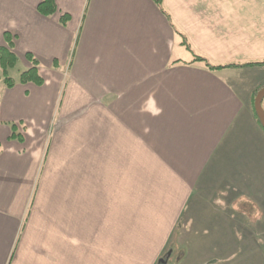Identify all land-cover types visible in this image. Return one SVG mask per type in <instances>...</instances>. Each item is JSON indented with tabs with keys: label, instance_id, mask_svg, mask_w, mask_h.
I'll use <instances>...</instances> for the list:
<instances>
[{
	"label": "crops",
	"instance_id": "crops-1",
	"mask_svg": "<svg viewBox=\"0 0 264 264\" xmlns=\"http://www.w3.org/2000/svg\"><path fill=\"white\" fill-rule=\"evenodd\" d=\"M41 1L0 0L15 79L31 55L43 80L1 97L0 264L215 256L202 230L264 207V64L196 57L264 61V0Z\"/></svg>",
	"mask_w": 264,
	"mask_h": 264
},
{
	"label": "rangeland",
	"instance_id": "rangeland-1",
	"mask_svg": "<svg viewBox=\"0 0 264 264\" xmlns=\"http://www.w3.org/2000/svg\"><path fill=\"white\" fill-rule=\"evenodd\" d=\"M23 69V67H20L18 70L13 68L8 71L9 76L15 78L17 72ZM5 88L7 87L0 81V104ZM262 107L264 109V102H262ZM259 199L261 201V198ZM258 203L260 204L257 199V204ZM250 205L251 204L247 202L240 205L242 208L241 212H238L239 221L237 223L235 217L233 219V224L236 225L232 226L230 229L218 227L202 230L199 237H202L204 240L205 246L203 245V248L206 249L211 242H217L219 243L217 252H213L217 254L209 259L208 256L207 258L204 256L200 261L192 260L190 262V260H187V264H264V207L261 203V205L257 206L259 211H256V209H253ZM252 209L253 212H251ZM227 231L228 234H226ZM191 245L189 244L187 247L185 245L178 246L172 244L167 253L163 252L160 255V257H163L159 261H155L154 264H181V257H188L189 254L193 252V246ZM221 251H223L222 254ZM206 252L207 250L205 253Z\"/></svg>",
	"mask_w": 264,
	"mask_h": 264
},
{
	"label": "trees",
	"instance_id": "trees-1",
	"mask_svg": "<svg viewBox=\"0 0 264 264\" xmlns=\"http://www.w3.org/2000/svg\"><path fill=\"white\" fill-rule=\"evenodd\" d=\"M155 1L157 2L159 6L162 3V0H155ZM36 9L38 13H40L41 15H44V16L52 15L56 10L55 2L54 0H42L41 2L37 4ZM65 18L61 19V22L63 24L66 22ZM4 40H5V45L0 46V69H1L0 70V81H2L7 88H12L17 82L21 84L31 82L36 85H41L43 80L41 76L39 75V72L37 69V62L31 55H26L27 59L32 64L30 68L20 72L17 79L13 78L12 76H9L8 71L15 68L17 64V57L12 51V46H13L12 39H11V36L8 34V32H4ZM196 59L199 61H202L211 70L222 68V67H237V66L264 64V61H262V62H255V63H246V64H230V65H225V66H212L208 63L206 59L202 57H196ZM13 128H14V125L11 126V129H12L11 138L22 141V138L19 136V134L16 133L15 130H13Z\"/></svg>",
	"mask_w": 264,
	"mask_h": 264
},
{
	"label": "water",
	"instance_id": "water-1",
	"mask_svg": "<svg viewBox=\"0 0 264 264\" xmlns=\"http://www.w3.org/2000/svg\"><path fill=\"white\" fill-rule=\"evenodd\" d=\"M263 98H264V86L256 92L255 97H254V101H253L254 113H255L261 127L264 130V110L262 108Z\"/></svg>",
	"mask_w": 264,
	"mask_h": 264
}]
</instances>
